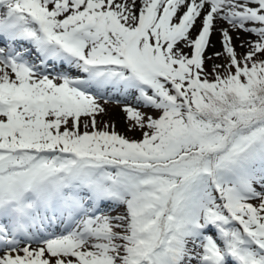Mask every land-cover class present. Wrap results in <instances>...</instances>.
Listing matches in <instances>:
<instances>
[{"label": "snow or ice", "instance_id": "snow-or-ice-1", "mask_svg": "<svg viewBox=\"0 0 264 264\" xmlns=\"http://www.w3.org/2000/svg\"><path fill=\"white\" fill-rule=\"evenodd\" d=\"M0 264H264V0H0Z\"/></svg>", "mask_w": 264, "mask_h": 264}, {"label": "rangeland", "instance_id": "rangeland-1", "mask_svg": "<svg viewBox=\"0 0 264 264\" xmlns=\"http://www.w3.org/2000/svg\"><path fill=\"white\" fill-rule=\"evenodd\" d=\"M225 23V22H224ZM201 19L197 20L195 29L192 31L191 35L194 38L196 33L198 32L199 28L201 27ZM228 24V23H226ZM230 25H226L223 27H217V30H219V33H216L215 37H209V43L208 46L205 49L204 52V72L208 73L209 80L214 79V76L212 75L213 72V66L214 65H227L229 62V58L227 54L224 51V44H223V37L221 34L222 29H227L226 27H229ZM231 27V26H230ZM214 30V25L211 29V32ZM236 31L230 32L229 35L231 36V46L235 49L237 54V59L240 60L242 56L249 50L248 46H242L244 43V36H240L238 33H244V34H250L255 37V41L258 39L255 35L251 33H247L238 29H233ZM211 35V33H210ZM237 37L235 38L234 36ZM239 35V36H238ZM214 38V39H213ZM185 52L190 53V49L185 48ZM216 53H220L219 56H216ZM221 73L224 72V69H219ZM234 71V69H233ZM102 107L105 108V112L97 116V128L98 129H104V125L107 124L109 127L107 130L109 132L115 131L121 136H124L128 138L129 140H137L139 141L142 139V132L139 129H133L132 131H129V127L134 124L133 121L128 120L127 114L123 111V108L125 105H130L132 107H138L135 100L125 98L123 95H110L107 98V102L105 99H100L98 101ZM142 112H150L151 110L146 108H139ZM114 126V128H113ZM92 129L90 128L89 131ZM83 131V129H81ZM104 211L107 212V207L104 208ZM117 211H123V208L117 209ZM111 215H115L116 212H111Z\"/></svg>", "mask_w": 264, "mask_h": 264}, {"label": "bare ground", "instance_id": "bare-ground-1", "mask_svg": "<svg viewBox=\"0 0 264 264\" xmlns=\"http://www.w3.org/2000/svg\"><path fill=\"white\" fill-rule=\"evenodd\" d=\"M201 22H202V19H201ZM225 22V23H224ZM227 22L226 21H223V20H220V19H215L214 20V22H213V25H214V30H213V32H211V37H215V35H216V33H219V30H217V27H223V26H226V25H228V24H226ZM227 28V30L228 31H230V32H232V31H234L233 29H232V27H226ZM235 33H236V31H234ZM197 34V33H196ZM240 36H244V43H243V47L244 46H248V43L249 42H254L255 41V37L254 36H252V35H250V34H244V33H238ZM238 35V36H239ZM235 38L237 37V35L236 36H234ZM214 39V38H213ZM125 98H128V99H133V97H131V96H128V97H125ZM134 100V99H133Z\"/></svg>", "mask_w": 264, "mask_h": 264}]
</instances>
